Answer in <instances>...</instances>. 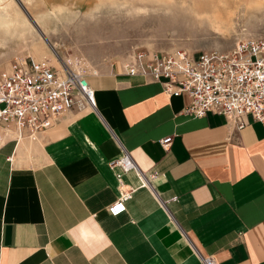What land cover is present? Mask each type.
<instances>
[{"label": "crops", "instance_id": "1", "mask_svg": "<svg viewBox=\"0 0 264 264\" xmlns=\"http://www.w3.org/2000/svg\"><path fill=\"white\" fill-rule=\"evenodd\" d=\"M94 70V110L34 139L0 127V264H264V124L189 117L184 93ZM121 148L142 178H115ZM120 189L125 211L111 216Z\"/></svg>", "mask_w": 264, "mask_h": 264}, {"label": "rangeland", "instance_id": "2", "mask_svg": "<svg viewBox=\"0 0 264 264\" xmlns=\"http://www.w3.org/2000/svg\"><path fill=\"white\" fill-rule=\"evenodd\" d=\"M245 38H264V0H0V73L40 58L120 68L136 52L195 56Z\"/></svg>", "mask_w": 264, "mask_h": 264}, {"label": "built area", "instance_id": "3", "mask_svg": "<svg viewBox=\"0 0 264 264\" xmlns=\"http://www.w3.org/2000/svg\"><path fill=\"white\" fill-rule=\"evenodd\" d=\"M120 68L125 74L147 76L169 96L186 94L189 102L182 109L186 116L221 115L235 130L246 125L248 118L264 124V38L240 39L226 50H205L195 56L181 49L136 52ZM87 72L96 73L94 69H60L46 58L15 60L0 73V127L12 128L18 138L34 139L70 110H94ZM169 142V137L159 140L164 148ZM110 165L120 170L117 180L129 170L142 178L124 148ZM127 196L120 189L107 208L119 204L123 210L108 214L124 212ZM201 260L213 264L210 257Z\"/></svg>", "mask_w": 264, "mask_h": 264}, {"label": "clouds", "instance_id": "4", "mask_svg": "<svg viewBox=\"0 0 264 264\" xmlns=\"http://www.w3.org/2000/svg\"><path fill=\"white\" fill-rule=\"evenodd\" d=\"M105 210H106V211H109V212L112 213V214H118L120 211L123 210V206L117 204L116 206H114V207H110V208H106Z\"/></svg>", "mask_w": 264, "mask_h": 264}, {"label": "bare ground", "instance_id": "5", "mask_svg": "<svg viewBox=\"0 0 264 264\" xmlns=\"http://www.w3.org/2000/svg\"><path fill=\"white\" fill-rule=\"evenodd\" d=\"M209 4H211V5H209L208 8H212L211 6L213 5V3L209 2ZM214 4H216V7H218V5H219V4H217V3H214ZM226 6H227V5H226ZM208 8H207V9H208ZM224 8H226V7H224ZM214 13H215V12H214ZM218 18H219V15H218ZM220 18H221V17H220ZM55 59H56V58H55ZM94 102H95V101H94ZM94 109H95V108H94Z\"/></svg>", "mask_w": 264, "mask_h": 264}]
</instances>
